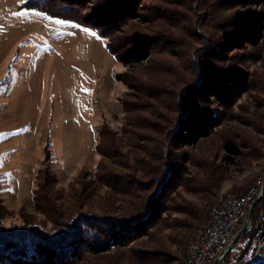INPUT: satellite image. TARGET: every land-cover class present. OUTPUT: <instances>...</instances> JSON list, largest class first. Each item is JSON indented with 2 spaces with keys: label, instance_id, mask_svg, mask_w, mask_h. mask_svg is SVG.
<instances>
[{
  "label": "trees",
  "instance_id": "trees-1",
  "mask_svg": "<svg viewBox=\"0 0 264 264\" xmlns=\"http://www.w3.org/2000/svg\"><path fill=\"white\" fill-rule=\"evenodd\" d=\"M261 1L28 0L27 8L92 29L126 66L142 58L149 64L120 74L128 87L123 124L100 127L93 183L82 178L68 194L55 190L46 150L34 198L51 228L3 227L0 199V264H170L173 249L186 258L228 177L227 152L250 149L246 160L264 158V132L226 124L240 98L258 87Z\"/></svg>",
  "mask_w": 264,
  "mask_h": 264
},
{
  "label": "rangeland",
  "instance_id": "rangeland-1",
  "mask_svg": "<svg viewBox=\"0 0 264 264\" xmlns=\"http://www.w3.org/2000/svg\"><path fill=\"white\" fill-rule=\"evenodd\" d=\"M27 2L0 0V199L7 212L2 225L18 230L52 227L34 198L47 149L58 179L55 190L64 195L79 188L82 178L94 182L99 129L105 123L114 129L123 124L121 99L128 87L122 75L149 64L142 58L139 65L126 66L92 29L27 8ZM256 10L264 13V0ZM254 69L258 87L240 98L226 124L263 133L264 60ZM250 152H227L228 177L216 195L243 193L264 173V158L248 161ZM188 197L203 205L200 196ZM172 253L170 264H184L185 257Z\"/></svg>",
  "mask_w": 264,
  "mask_h": 264
},
{
  "label": "built area",
  "instance_id": "built-area-1",
  "mask_svg": "<svg viewBox=\"0 0 264 264\" xmlns=\"http://www.w3.org/2000/svg\"><path fill=\"white\" fill-rule=\"evenodd\" d=\"M258 200L256 206L261 204L259 222L253 235L248 238L247 249L238 255L244 235L220 264H257L264 262V185H255L248 193H244V198H237L235 195L234 197H226L225 200H219L215 219L214 221H207V228L203 231L202 236H196V247L192 248L187 264H214L243 226L250 206Z\"/></svg>",
  "mask_w": 264,
  "mask_h": 264
},
{
  "label": "bare ground",
  "instance_id": "bare-ground-1",
  "mask_svg": "<svg viewBox=\"0 0 264 264\" xmlns=\"http://www.w3.org/2000/svg\"><path fill=\"white\" fill-rule=\"evenodd\" d=\"M263 186L264 185V173L261 174L260 176H258L254 182L248 187V189L246 191H244L241 194L237 195V198H244V193H248L251 189H253L254 186ZM221 193V192H220ZM235 195H228L225 193L219 194L217 195L213 205L211 206V210H210V215L209 218L207 219V221H214L215 219V211L218 208V204H219V200H225L226 197H234ZM207 221L203 222L198 229L196 230V234H195V239L190 243L188 250H187V255L184 261V264H187L190 260V256L192 253V248L196 247V236H202L203 235V231L207 228Z\"/></svg>",
  "mask_w": 264,
  "mask_h": 264
},
{
  "label": "water",
  "instance_id": "water-1",
  "mask_svg": "<svg viewBox=\"0 0 264 264\" xmlns=\"http://www.w3.org/2000/svg\"><path fill=\"white\" fill-rule=\"evenodd\" d=\"M259 202L256 201L254 202L247 213V216L245 218L244 224L243 226L239 229V231L235 234V236L233 237L232 241L230 242V244L227 246L226 250L223 252V254L216 259V261L214 262V264H220L222 262V260L224 258H226L233 250V248L235 247V245L238 243V241L243 238V236L245 235L246 231L250 228L251 224H252V217H253V213H254V209L255 206L257 205V203ZM249 242V239H247L245 241V245H247V243Z\"/></svg>",
  "mask_w": 264,
  "mask_h": 264
}]
</instances>
